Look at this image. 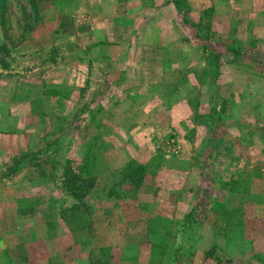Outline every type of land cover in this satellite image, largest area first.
Returning <instances> with one entry per match:
<instances>
[{
	"label": "rangeland",
	"instance_id": "obj_1",
	"mask_svg": "<svg viewBox=\"0 0 264 264\" xmlns=\"http://www.w3.org/2000/svg\"><path fill=\"white\" fill-rule=\"evenodd\" d=\"M178 1L186 26L159 40L153 26L134 36L136 51L55 32L41 53L20 55L38 9L0 0V264H174L189 233L174 220L221 171L230 181L213 210L193 216L203 238L191 264H264V40L250 29L233 40L213 9L194 16ZM68 53L95 75L80 90L42 91L46 67ZM159 68L152 86L176 91L140 92V74Z\"/></svg>",
	"mask_w": 264,
	"mask_h": 264
},
{
	"label": "crops",
	"instance_id": "obj_2",
	"mask_svg": "<svg viewBox=\"0 0 264 264\" xmlns=\"http://www.w3.org/2000/svg\"><path fill=\"white\" fill-rule=\"evenodd\" d=\"M35 3L41 18L40 25L32 28L26 38L18 43L14 48L16 54L41 53L40 50H44L46 45H53V34L55 32L82 41L84 43L82 45H85V47L118 45L120 47L126 45L127 47V44H133L136 51V44L138 43L135 41V37L148 33L147 29L156 25L162 26L163 28L159 29L162 32H159V35L157 34L159 40L164 32L169 34L168 31L171 28L176 27L179 29L186 26L183 25V19H179V9H182V7L178 0H35ZM186 4L187 9H190V13H193L194 16L201 15L205 9H213V14L218 18L216 28L219 29V33L222 35L228 37L229 34L232 35L230 38H233V40H239V38H243V31L246 32L250 29V32H258L264 40V17L258 18L257 15L264 12L261 11V9H264V0H186ZM104 9H107V12ZM168 13L172 15L175 21L173 25L170 21L171 18L167 15ZM181 20L182 22H180ZM190 20L192 19L190 18ZM187 23L190 24V21ZM253 29L256 30L251 31ZM246 36L245 33V39ZM130 39L133 41L129 42ZM147 42L151 43V41ZM159 45L166 46L163 41H159L157 46ZM175 53H177L176 50ZM194 55V59H197L196 51ZM84 60L76 55H71V53L63 57L61 55L56 56L55 61L51 62L42 73L41 90L54 89L68 92L69 90H80L83 86L88 85V79L95 74L93 72L88 73L89 70L85 67ZM161 60L173 61L174 58L172 56L162 57ZM156 61L160 63V58ZM229 64L226 65L229 66ZM232 64L235 65V63ZM224 65L220 66V71L224 68ZM161 69L141 73V77L145 80H142V86L137 87V89L140 92L141 89L145 90L146 93L149 92V88L154 89L156 94H160L161 91L174 93L176 88L173 85L166 87L152 86L155 84L157 75L159 77L165 76L166 73H162ZM173 74L174 72L170 73L168 77ZM136 75H139V73L136 72ZM33 85L29 83L30 88ZM170 100L171 109L179 103L175 102L173 97ZM177 121L179 120L177 119ZM216 154L212 150L206 152L207 158L209 155L215 157ZM237 156H240V154H237ZM132 158V154L128 152V162L133 161ZM211 166L213 167V165ZM220 174V185L225 187V183L230 180L225 177L223 171ZM181 219L182 215L174 220L176 227ZM202 238L200 237L201 240ZM251 249L248 248V250ZM251 251L253 252V250ZM231 264H235V261Z\"/></svg>",
	"mask_w": 264,
	"mask_h": 264
},
{
	"label": "trees",
	"instance_id": "obj_3",
	"mask_svg": "<svg viewBox=\"0 0 264 264\" xmlns=\"http://www.w3.org/2000/svg\"><path fill=\"white\" fill-rule=\"evenodd\" d=\"M29 3H30V6H32L33 4L36 5L35 0H29ZM229 50L232 51L233 54H238V52L235 49L230 48ZM255 60H256L255 62L257 64L264 65V63L261 62L260 57H256ZM212 110H214V109H212ZM215 119H216V121L217 120L219 121L220 117H219V119L217 117H215ZM211 126H212V123L209 124L207 128L209 130H211V128H212ZM206 141H207V139H206ZM206 141H205V143L207 144L208 142H206ZM136 169L138 170V174L133 175V177H131V184L136 189H139L144 184V177L143 176L145 174L144 173L145 171H144V166L141 164H138L136 166ZM212 172H216V171L214 170ZM211 179H212V181L208 182V183L212 186V189H208V187H206V186L203 187L202 189H201V187H199L198 191L196 192L197 193L196 197L194 196V201H193L192 207L189 209L188 212L183 214V217L179 222V225L182 224L181 228L184 230H189V233H187V241L185 242V244L183 246L182 245L177 246V247L180 246V249H177L175 254H174V261H173L174 264L179 263V262H185L184 264H191L196 257V253H195L196 250L193 249V247L195 248V245L198 242L197 238H199V237L198 236L196 237V234H198L197 230L199 229V227H203V221L202 220L197 221L196 219H193V216L205 214V217L202 215V219L204 218V220H205V218L206 219L208 218L207 214L213 210V206L216 203V200L214 199L215 189L221 184V178L220 177L218 178V174L214 173V175L211 177ZM107 208H109V207H107ZM188 243H189V245H188ZM183 249H184V251H183ZM177 251H180L182 253V257L179 258ZM179 259H180V261H179Z\"/></svg>",
	"mask_w": 264,
	"mask_h": 264
}]
</instances>
